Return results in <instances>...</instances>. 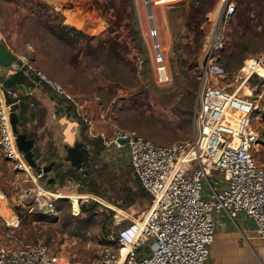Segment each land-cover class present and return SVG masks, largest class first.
Segmentation results:
<instances>
[{
    "label": "rangeland",
    "instance_id": "rangeland-1",
    "mask_svg": "<svg viewBox=\"0 0 264 264\" xmlns=\"http://www.w3.org/2000/svg\"><path fill=\"white\" fill-rule=\"evenodd\" d=\"M148 1L149 5L146 0H132L133 11L128 6L127 18L114 19L109 27L106 11L96 9L91 0H0V41L58 82L73 97L78 112L92 120L93 128L134 130L161 145L182 143L193 137L191 114L199 68L220 22L219 0ZM40 2L47 5L48 13L59 12L63 24L65 20L80 25V31L94 38L87 41L70 32L76 37L70 45L51 36L33 14ZM260 3H252L244 16L235 11L223 26L225 43L216 57L226 75L216 84L236 91L241 98L257 100L252 119L259 130L260 146L254 156L264 165V77L244 81L240 71L246 60H264V3ZM78 15L83 16L82 22ZM151 28L156 30L154 37ZM154 44L160 47L169 78L163 83L157 80ZM245 87L251 94L244 93ZM53 94L40 87L34 97L44 109L43 117L28 113L27 122L19 123L18 129L34 134L32 151L38 166L54 160L65 168L70 165L64 160V137L70 135L74 118L64 113L65 103ZM81 121L84 129L77 126L74 141L67 145L80 142L92 154V145L102 150L100 137L89 134ZM124 156L113 167L109 156L98 154L91 162L92 174L78 183L60 182L53 170L45 179L34 180L35 170L17 169L0 151V193L18 218L17 227L9 229L0 216V238L9 231L25 242L47 245L64 264H99L102 253L114 248L106 240L107 233L144 217L151 203L141 200L120 206L123 191L135 186ZM49 178H53L50 184ZM36 183L54 196L51 212L35 208Z\"/></svg>",
    "mask_w": 264,
    "mask_h": 264
},
{
    "label": "built area",
    "instance_id": "built-area-1",
    "mask_svg": "<svg viewBox=\"0 0 264 264\" xmlns=\"http://www.w3.org/2000/svg\"><path fill=\"white\" fill-rule=\"evenodd\" d=\"M220 22L207 47L198 74V90L191 114L193 137L185 142L161 145L137 134L134 130L113 127L96 130L87 115L78 112L73 97L50 79L32 61L16 56L7 67L0 65V151L26 173L35 170L34 180L45 179L42 166L32 169L16 146L9 115L10 105L33 90L7 88L4 80L18 70L29 77H38L57 96L63 97L87 124L89 133L98 135L104 148L124 153L134 177L150 195L151 203L144 217L109 231L106 240L114 245L105 250L99 264H221L209 262V247L214 236L213 213L224 211L251 218L258 239L264 240V165L255 159L259 151V130L252 119L257 100H249L220 88L216 82L226 75L216 57L225 43L223 26L234 14V0H219ZM224 18V22H222ZM150 36L156 30L150 29ZM155 63L157 80L168 75L158 44ZM256 67L263 70L260 74ZM244 81L252 76L264 77L262 58L244 61L240 68ZM257 77V78H258ZM29 104V103H28ZM32 104H29V108ZM47 192V193H46ZM49 193V194H48ZM51 192L36 183L35 208L52 210ZM16 222L5 226L13 229ZM0 264H64L41 242H25L6 232L0 238Z\"/></svg>",
    "mask_w": 264,
    "mask_h": 264
},
{
    "label": "trees",
    "instance_id": "trees-1",
    "mask_svg": "<svg viewBox=\"0 0 264 264\" xmlns=\"http://www.w3.org/2000/svg\"><path fill=\"white\" fill-rule=\"evenodd\" d=\"M259 1L261 3L262 2L264 3V0H235L234 12L238 10L244 16L248 13L250 9V5L252 3L257 4ZM91 3L99 11H102V10L106 11L105 17L109 23V27L113 25V22H115L113 21L114 19H118L120 21L124 20L125 10L128 6H130L131 10L133 11L132 0H119L118 3H116V0H91ZM37 7H38V10H36L33 14L40 18L41 20L40 23L42 24L43 28H45V30L51 36L56 37V39L65 41L69 43L70 45H72L75 43L74 41L76 37L78 38L83 37L87 41L88 39L91 40L94 38L93 35H85L80 30H77L73 27L63 24L61 20L62 15L59 12L54 11V10H51V13H48V10H47L48 7L45 3L40 2L37 4ZM261 10L262 9H260V11ZM70 32L73 33L76 37H72V35H70ZM87 46L90 47L88 43H87ZM40 86L41 87L45 86L49 88L44 83H40ZM53 98L54 99L57 98L55 93L53 94ZM22 99L28 102L29 104H32L29 108L28 113L32 114V116L34 117L36 116L43 117L44 109L40 107L39 103L37 102L33 94L22 96ZM60 99L62 103H65L63 105L64 113L70 117H73L74 118L73 120H75L79 124L81 131H82L84 127H82V121L79 115L75 112L74 106L69 101L64 99L63 97H61ZM19 123H23V122H19ZM27 137L35 138L34 134H27ZM92 146H93L92 147L93 154L91 155H92V162H93V160H96L97 154L101 151V149L95 147V145H92ZM50 161H53V160H49V162ZM53 174L57 176L60 182L70 178L79 183H82L83 180L87 178V176H90L92 173L90 175L83 176V174L79 170L67 165V167L65 168H63L62 166L56 167V170L53 171ZM134 180H135L134 188L131 190H125L122 193V197H121L122 203L120 205L121 207L128 206L129 204H132L134 202L141 201V200L151 201L150 195L142 188L138 180L136 178H134Z\"/></svg>",
    "mask_w": 264,
    "mask_h": 264
},
{
    "label": "crops",
    "instance_id": "crops-1",
    "mask_svg": "<svg viewBox=\"0 0 264 264\" xmlns=\"http://www.w3.org/2000/svg\"><path fill=\"white\" fill-rule=\"evenodd\" d=\"M78 16H80L79 18L82 22L83 16ZM64 24L70 26L74 25L77 27V30H81L83 28L77 24L67 23L65 20ZM40 87V84L35 86L32 92L33 96L39 92ZM70 123V135L67 138L64 137V142L66 144H70L74 141L75 132L77 130V126H79L73 119ZM95 129L104 130L96 125ZM89 132L90 131L88 130V133ZM91 154L92 153H90V155ZM98 154L101 157L109 156L108 162L113 167H116L118 163H120L119 160L121 154H117L111 149L103 147ZM124 157H126L127 160L122 159V162H125L126 160L129 164L127 155ZM213 221L214 236L209 247V262H218L221 264H264V240L257 238L255 224L251 218L243 215L242 213H236L233 217H230L224 211H220L213 213Z\"/></svg>",
    "mask_w": 264,
    "mask_h": 264
},
{
    "label": "water",
    "instance_id": "water-1",
    "mask_svg": "<svg viewBox=\"0 0 264 264\" xmlns=\"http://www.w3.org/2000/svg\"><path fill=\"white\" fill-rule=\"evenodd\" d=\"M147 1V0H146ZM148 12H150V8H147ZM16 59V55L13 54L8 48L5 46L3 42L0 41V65L7 67L12 61ZM4 86L7 88H16V89H24L32 91L36 85L39 84L38 77H29L25 74L23 70H18L15 73L9 75L4 80ZM5 99L7 104L10 105V115L9 120L11 124V128L13 133L15 134L16 146L20 152L23 153V157L26 160L27 164L32 168L37 167V162L34 158V153L32 148L34 146V138H28L27 134L24 132H20L18 129L19 122H27L28 120V112H29V104L24 100H20L18 103H13L8 94H5ZM82 143L74 142L72 146L65 145L66 155L64 156V160L69 163V165L77 170L82 167L83 159L87 150H82ZM56 161H50L49 163L42 166V170L45 174H48L52 171ZM72 179L68 178L66 181L70 182ZM53 182V178L47 179V183L50 184Z\"/></svg>",
    "mask_w": 264,
    "mask_h": 264
},
{
    "label": "bare ground",
    "instance_id": "bare-ground-1",
    "mask_svg": "<svg viewBox=\"0 0 264 264\" xmlns=\"http://www.w3.org/2000/svg\"><path fill=\"white\" fill-rule=\"evenodd\" d=\"M173 1H177V0H167L166 3H170V2H173ZM147 5H149V1L147 0L146 1ZM257 71L260 72L261 74H263V70L256 67ZM246 88V87H245ZM244 93L245 94H251L250 90L249 89H245L244 90ZM67 192H71V191H67ZM59 197H64V196H67V197H71L70 195H64V194H60L58 195ZM75 199V198H74ZM5 198L4 196L0 193V216L3 217L9 224H14L16 222V217L14 215V213L11 211L10 208L7 207V205L5 204ZM76 199L74 200V205H76ZM76 209V208H75Z\"/></svg>",
    "mask_w": 264,
    "mask_h": 264
},
{
    "label": "flooded vegetation",
    "instance_id": "flooded-vegetation-1",
    "mask_svg": "<svg viewBox=\"0 0 264 264\" xmlns=\"http://www.w3.org/2000/svg\"><path fill=\"white\" fill-rule=\"evenodd\" d=\"M82 150H85V145L82 144L81 147ZM87 150V149H86ZM92 155H90L89 150H87L85 157L83 159V163H82V167L79 169V171L83 174V176H87L90 175L92 173L90 167L92 166ZM61 164H57L55 163L54 167H53V171L56 170V167H61ZM79 183V182H78ZM76 212H77V207H76Z\"/></svg>",
    "mask_w": 264,
    "mask_h": 264
}]
</instances>
